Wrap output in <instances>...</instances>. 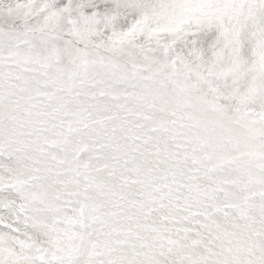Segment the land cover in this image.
<instances>
[{
    "label": "snow or ice",
    "instance_id": "1",
    "mask_svg": "<svg viewBox=\"0 0 264 264\" xmlns=\"http://www.w3.org/2000/svg\"><path fill=\"white\" fill-rule=\"evenodd\" d=\"M0 264H264V0H0Z\"/></svg>",
    "mask_w": 264,
    "mask_h": 264
}]
</instances>
